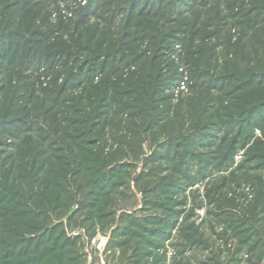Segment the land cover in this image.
<instances>
[{
	"label": "rangeland",
	"instance_id": "374dc122",
	"mask_svg": "<svg viewBox=\"0 0 264 264\" xmlns=\"http://www.w3.org/2000/svg\"><path fill=\"white\" fill-rule=\"evenodd\" d=\"M263 19L264 0H0V175L11 162L19 165L8 174L13 188L0 178V213L10 212L11 218L23 206L59 204L65 194L76 192L68 209L43 223L61 227L32 233L31 240L42 234L43 239L77 241L90 260L114 264L110 246L104 249L110 239L100 228L105 221L95 223L87 208L98 199L82 200L90 188L80 182L88 179L86 173L65 177L66 170H56L55 179L41 177L42 157L32 161L28 140L39 150L57 143L52 149L61 150L63 162L91 142L87 164L99 166V173L89 171L97 182L93 196L102 189L114 193L103 197L102 206L122 234L155 225L154 215L165 211L153 206L155 200L183 210L176 227L182 218L184 226L204 221L205 235H210L207 212L225 204L230 193L237 197L236 208H250L259 180L264 184V145L257 144L264 104L251 118L242 117L231 111L233 98L227 96L239 94L233 89L239 82L233 70L249 66L239 53L248 50L254 22ZM258 77L264 80V74ZM37 100H48L42 108L57 112L58 123L85 120L76 127L85 141L57 122L51 125L59 126L57 136L41 127L42 116L32 110ZM95 117L99 121L90 125ZM18 149L24 150L21 157ZM28 172L29 179L24 177ZM8 192L13 195H4ZM220 192L227 197L216 203L205 196ZM28 194L47 200H28ZM56 194L62 195L60 202L53 200ZM93 223L90 233L86 228ZM226 228L219 223L215 231ZM178 234L172 230L171 243L180 241ZM223 244L222 238L216 240V246ZM202 252L209 254L195 248L175 263L199 264Z\"/></svg>",
	"mask_w": 264,
	"mask_h": 264
},
{
	"label": "trees",
	"instance_id": "16d2710c",
	"mask_svg": "<svg viewBox=\"0 0 264 264\" xmlns=\"http://www.w3.org/2000/svg\"><path fill=\"white\" fill-rule=\"evenodd\" d=\"M253 35H250L248 38L249 46L243 47L240 51V58L247 61L249 66L244 68H235L233 71H236L238 77V83L234 84L233 89L234 92L239 93L236 97H232V93L227 97L233 98V103L230 108L236 111L242 117L251 118L252 115H255V111L260 108L261 104H264V80L258 77L259 74H264V19L262 21H255L253 26ZM243 69V70H242ZM240 73H246V77H242ZM232 90V89H231ZM98 91V90H96ZM221 91V90H220ZM99 92V91H98ZM208 100L206 103H210L213 101L212 98H202ZM48 100H37L35 103H32V110L35 115L42 116L41 120L45 123L42 125L45 130H49L52 135H60L61 133H55L54 130L58 132V127L65 128L68 130L67 133L71 132L74 135L75 139H83L84 134L82 131H78L77 126H82L85 120L81 124L78 123V118L74 120V124L71 126H67L66 122L58 123L55 118L57 116V112H49L48 110L44 111L42 108L44 106V102ZM221 100H219L220 102ZM102 102H105L102 101ZM46 104V103H45ZM44 115V116H43ZM229 114L225 115L228 116ZM224 116V117H225ZM215 117V115L213 116ZM261 117L264 118L261 114ZM99 121V117H95V120L90 123L94 125ZM59 124V126H55L54 129L51 128V125ZM76 125V126H75ZM205 125V124H202ZM48 127H50L48 129ZM262 138L258 140L257 144L264 145V124L262 123ZM17 128L14 127V130ZM12 129V132H14ZM64 138V135H63ZM55 141H60V139L55 138ZM40 140V139H39ZM47 140V139H46ZM73 139L67 138V141H71ZM25 136L23 135L20 138L21 146H24ZM28 143L30 146L27 148ZM37 142L28 140L25 142V148L30 149V151H26L28 155L33 151L32 161L34 162L36 157H42V162L37 166L39 169L40 176L50 175L51 178H56L59 172H65L66 176H78L80 174L86 173L88 179L80 180V182L85 185H89L88 191L85 193L83 197V201L87 197H92L98 199L96 202L87 205V208L90 209V214L96 217V222L105 221V223L101 224L100 228L102 232H109V246L110 249L119 250L118 262L117 264H162L165 258L164 253H155L153 254V250L156 248H163L165 241H171V233L172 230L176 229L179 231L177 241L175 245L179 248V252L182 253L184 249L189 248L190 251L193 249H200L201 251H208V255L204 257L202 262L199 264H231L232 261H238V256L242 253L249 256L248 260L252 262V264H260L264 257V184H262L261 180H259V193H257L256 197L251 198L250 201H253V205L248 209L236 208L237 206V197L233 196L230 193V197L224 203H220L218 206L214 207V209L207 212L210 218H205L207 221V225L210 229V235H205L202 221L200 224L195 225L192 223L191 225L184 226L183 218L181 220V225L176 227V217L178 213H184L183 210L178 209L177 207L169 206L163 201L155 200L153 206L154 207H164L165 211H162L164 216H160L159 214L162 212H158L159 214L154 215V219L151 222L154 223V226L151 228H147L143 225L137 227V232L135 235L132 234H122L118 228H113L115 225H111V220L109 219V212L103 210L102 200L103 197H107L109 195L114 194L111 190L102 189V193L98 194L94 197V192L96 190V181L92 180L91 172L93 174L99 173V166H93L92 164L88 165L89 162L88 155L90 154L88 145L91 142H86V148H79L73 153L71 160H67L63 162V156L59 154V150H53V147H57V143L52 142L50 144V149L47 148V143L43 140L40 141L41 146H46L47 150H39V146ZM39 143V141H38ZM63 149V148H62ZM20 151H24L23 149H18V157L20 156ZM57 151V152H55ZM77 155V156H76ZM94 161V160H93ZM24 162L22 160L21 167L23 168ZM11 168H14V162L10 163ZM6 170V173L0 175V178H3V184L7 185L10 190L13 185L12 180L8 179V174L10 173V169ZM95 168V169H94ZM31 168L29 167V171ZM80 170V171H79ZM36 172V171H34ZM24 177L30 178L29 172ZM42 179V178H40ZM83 179V178H82ZM58 180H48V182H54ZM98 181V180H97ZM10 183V184H9ZM28 184L31 182L28 181ZM95 187H94V186ZM53 186H56L53 184ZM94 187V188H92ZM220 187V186H219ZM111 189V188H110ZM221 188L218 189V191ZM76 193V192H74ZM74 193L65 194L67 197L62 200L61 194H56L53 196V200L55 202H61L59 204L55 203L51 206L49 204L36 206H23V209L19 210L21 214L12 216L16 217L17 220L13 218V221L10 218V212L3 211L0 213V264L1 260L3 264H84V257L81 254V251L78 249L77 241L69 242L67 240H63L59 242L56 237L53 240L43 239L42 234L39 237H33L31 240V234L40 232L43 229L46 231L52 229L54 232L61 227L60 225L51 227L44 226V222L47 218L52 215H57L63 210L69 208L70 204L74 202L71 200V195ZM4 195L12 196V193H6ZM209 199H213L214 203L217 202L218 198L225 199L221 192L220 194L211 196L205 195ZM29 197V198H28ZM41 198L46 199V196L43 194H28V200L33 198ZM217 197V198H216ZM170 200V198H168ZM47 200V199H46ZM237 201V202H236ZM260 201V203H259ZM69 202V203H68ZM200 207V203H195L194 208L196 206ZM193 208V209H194ZM196 209V208H195ZM194 209V210H195ZM185 211V209H184ZM197 211V210H196ZM185 215V213H184ZM91 219V216H89ZM30 219H34L38 222L30 223ZM157 221H160L158 224ZM175 221V222H174ZM93 224H88L89 226L86 230L93 233L95 231V226ZM222 223L224 224L226 230L223 232L217 233L215 231L216 224ZM176 227V228H175ZM230 229V230H229ZM228 231L229 233H226ZM232 231V232H230ZM120 233V235H119ZM244 233H247L246 237L242 236ZM57 234L56 236H58ZM126 235V236H125ZM128 235H132L133 237L128 238ZM254 240H251V238ZM222 238L225 242L223 246H216V240ZM215 241L214 246H211V241ZM52 241V242H50ZM213 241V242H214ZM51 243V244H50ZM235 243L234 252L231 253V244L233 248V244ZM71 244V246H69ZM229 245V246H228ZM199 247V248H197ZM227 252L226 260L221 261L220 256L222 252ZM30 254V256H29ZM203 254V252H202ZM175 264H180L176 262Z\"/></svg>",
	"mask_w": 264,
	"mask_h": 264
},
{
	"label": "crops",
	"instance_id": "0c3cea01",
	"mask_svg": "<svg viewBox=\"0 0 264 264\" xmlns=\"http://www.w3.org/2000/svg\"><path fill=\"white\" fill-rule=\"evenodd\" d=\"M109 247V239L107 241V244L105 246L104 249H107ZM175 248L179 250V248L174 244V243H171V241H165L164 243V246L163 248H156L153 250V254L155 253H164L165 254V258H164V261L162 264H170V261H171V264H175V261L176 259L178 258H184L186 257L187 255H190L191 251L189 248H186L184 249V251L182 253L180 252H176L175 251ZM82 249L83 250H80L81 251V254L83 255L84 257V264H100L97 260L94 259V257L90 260L87 256V251L85 250V246H82ZM169 249H172L173 251L170 252V254H168V250ZM234 249H235V243L233 244V248H232V244H231V250L230 252L233 253L234 252ZM109 251L111 252V257L112 259L115 258V261H114V264H117L118 262V255H119V250L115 249V251L112 249H109ZM208 253V251H206ZM172 253V254H171ZM206 253L204 252L203 254H201V257L202 259H204ZM226 254L227 252L223 251L221 256H220V259L221 261H225L227 263V260H226ZM249 256L245 255V254H240L238 256V261H232L233 263L231 264H252V262H250L248 260ZM111 263V262H109Z\"/></svg>",
	"mask_w": 264,
	"mask_h": 264
},
{
	"label": "built area",
	"instance_id": "2783aa9c",
	"mask_svg": "<svg viewBox=\"0 0 264 264\" xmlns=\"http://www.w3.org/2000/svg\"><path fill=\"white\" fill-rule=\"evenodd\" d=\"M260 264H264V258L262 259L261 263Z\"/></svg>",
	"mask_w": 264,
	"mask_h": 264
}]
</instances>
